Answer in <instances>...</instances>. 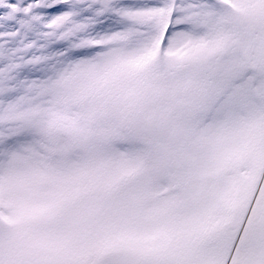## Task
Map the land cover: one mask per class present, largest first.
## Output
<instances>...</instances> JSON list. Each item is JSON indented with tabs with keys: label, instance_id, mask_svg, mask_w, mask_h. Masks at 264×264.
<instances>
[{
	"label": "snow or ice",
	"instance_id": "obj_1",
	"mask_svg": "<svg viewBox=\"0 0 264 264\" xmlns=\"http://www.w3.org/2000/svg\"><path fill=\"white\" fill-rule=\"evenodd\" d=\"M0 264H264V0H0Z\"/></svg>",
	"mask_w": 264,
	"mask_h": 264
}]
</instances>
